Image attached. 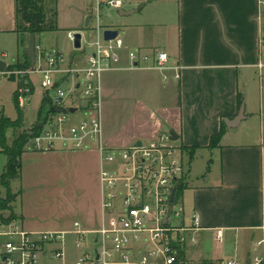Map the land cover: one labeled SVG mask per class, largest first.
I'll use <instances>...</instances> for the list:
<instances>
[{
  "label": "crops",
  "instance_id": "0c3cea01",
  "mask_svg": "<svg viewBox=\"0 0 264 264\" xmlns=\"http://www.w3.org/2000/svg\"><path fill=\"white\" fill-rule=\"evenodd\" d=\"M101 1L105 4L108 0ZM124 1L126 11L143 7L138 12L144 14L149 8L161 7L163 14L158 20L142 22L133 19L134 14L121 17L119 11L109 10L119 19L109 17L107 24L97 21L94 27L93 5L91 14L88 11L68 28L58 26L56 32L67 36L101 26L120 35L124 30L120 37L125 49L118 69L102 77L105 141L111 147H128L161 132L175 131L186 149L188 176H192L198 156L207 157V175L198 179L193 174L182 195L188 213H197L203 227L199 243L187 249L185 264H253L254 257L263 252L256 249L255 242L264 237V68L258 67L264 63V49H259L264 34L261 0ZM173 6L177 17L167 22L165 8ZM7 38H13L16 55L1 50ZM70 46L69 59L85 60L82 50ZM26 47L16 33V0H0V59L7 69L25 62ZM53 48L63 51L66 46L45 49ZM137 49L168 53L169 66L182 68L181 79L175 80L172 70L166 82L156 70L132 69L128 53ZM13 82L14 96L24 81L16 78ZM42 98L43 103L45 96ZM111 104L128 111L127 122L112 128L106 123L105 107ZM24 111L26 118L30 107ZM223 126L220 144L211 147L212 138ZM0 153L5 154L1 147ZM20 223L24 227V217Z\"/></svg>",
  "mask_w": 264,
  "mask_h": 264
},
{
  "label": "built area",
  "instance_id": "2783aa9c",
  "mask_svg": "<svg viewBox=\"0 0 264 264\" xmlns=\"http://www.w3.org/2000/svg\"><path fill=\"white\" fill-rule=\"evenodd\" d=\"M103 5L120 11L126 3L108 0L103 4L96 0L93 18L95 15L97 21L102 17ZM261 7L264 15V0ZM93 31V42L79 31L85 60H71L57 48L47 50L37 44L35 68L15 76L29 78L17 91L21 109L30 107L33 76L39 78L43 95L50 100L51 111L40 123L41 130H35L38 121L24 130L27 149L38 153H99L100 226L86 229L75 222L72 230L29 232L20 221H0V238L5 239L1 264H185L187 249L199 243L201 219L197 213H188L179 197L188 164L182 146L172 140L170 132L128 147H111L105 141L102 77L118 69L125 44L120 35L105 41L101 26ZM75 33L67 34L72 44ZM259 49H264V34L259 38ZM128 57L132 69L156 70L166 82L172 70L174 79H181L182 68L169 66L168 53L160 49H137ZM258 67L263 69L264 63ZM59 108H76L77 112L61 113ZM261 230L264 233V225ZM70 246L78 251L73 261L69 260ZM255 247L263 252L254 257L253 264H264V237L255 242Z\"/></svg>",
  "mask_w": 264,
  "mask_h": 264
},
{
  "label": "rangeland",
  "instance_id": "374dc122",
  "mask_svg": "<svg viewBox=\"0 0 264 264\" xmlns=\"http://www.w3.org/2000/svg\"><path fill=\"white\" fill-rule=\"evenodd\" d=\"M95 3V0H57V23L59 28L72 26L82 17H86L88 11L91 14V7L95 6ZM53 8V0H47L46 13L49 21L52 19L51 11ZM163 10L161 7L149 8L144 14L137 12L132 18L142 22H144V19L145 21L158 20V15L163 14ZM164 12L167 22L177 17L175 6L165 8ZM101 14L100 25L101 23L102 25L107 24L111 20L109 17L119 19L116 12H110L106 6L102 7ZM162 17L163 15L160 18ZM93 19L92 26L95 27L98 24L95 15ZM94 27H91L90 31H83L85 32L84 38L91 42L96 38L93 31ZM123 32L122 28L120 31L121 37H123ZM28 37L25 45H27ZM37 44L43 48L66 46V49H62L63 52L68 58L72 55L67 51V49H71L72 52L70 46L72 43L67 39L64 32L60 34L48 32L39 35ZM2 45L1 50L2 48L9 50V52L16 55L17 50L13 46V38H7L2 42ZM6 47L8 48L6 49ZM7 61L10 62L9 59ZM6 72L11 73V75H0V116L14 120L18 118L13 96L16 84L7 77H15V73L23 71L6 69ZM32 80L35 82L36 87L30 98V113L24 119L19 130L14 131L11 129L8 131V143L19 137L24 130L38 120L37 116L43 99V90L37 76H33ZM105 109V120L111 128L115 124L127 122L131 116L126 109L120 108V106L114 108L111 104V107L107 108L106 106ZM176 144L180 145L179 142ZM23 151L19 176L10 181L8 189L0 184V221H21L24 217V227L29 232L72 230L75 222H80L86 229L96 228L97 224L101 222L102 216V194L99 181L101 158L99 153L95 151L38 153L29 148H25ZM184 154L186 155L185 152ZM6 165L7 156L0 153V176L4 173ZM209 169L210 164L207 162V157L205 158L204 155L198 156L193 166L192 176L187 175L186 177V184L194 176L202 179V176L207 175ZM182 195L179 193L183 203ZM4 242L5 239L0 238V252ZM77 256L78 251L70 246L69 260L73 261Z\"/></svg>",
  "mask_w": 264,
  "mask_h": 264
},
{
  "label": "trees",
  "instance_id": "16d2710c",
  "mask_svg": "<svg viewBox=\"0 0 264 264\" xmlns=\"http://www.w3.org/2000/svg\"><path fill=\"white\" fill-rule=\"evenodd\" d=\"M47 0H16V33L21 38V44L25 46L27 36L34 34L36 37L48 32L59 31L57 23V0H53L52 19H47L46 13ZM8 70L12 71H28L31 70V62L28 56L25 55V62L10 66ZM19 78L22 81L27 82V76L11 77V81H15ZM19 83V87L22 86ZM32 93H34L35 87L31 85ZM14 104L18 113L17 120H12L5 116H0V147L3 148V152L8 157V164L5 173L1 176V184L5 188H9L10 181L16 179L19 176L21 169V157L24 153L23 149L26 148L28 135L23 131L19 137L14 139L11 146H8L7 133L9 130H19L25 119V111L20 108L18 102V92L14 95ZM50 103L48 99L44 98L41 108L38 114V123L35 126V130L39 132L41 130L40 123L45 122L50 113ZM41 113V114H40ZM224 134V126L221 133L214 136L211 141V147H216L220 144L221 137ZM186 153V149L183 148ZM193 152L190 151L189 156L192 158ZM185 190V184L180 188L179 193L182 195Z\"/></svg>",
  "mask_w": 264,
  "mask_h": 264
},
{
  "label": "water",
  "instance_id": "95a60500",
  "mask_svg": "<svg viewBox=\"0 0 264 264\" xmlns=\"http://www.w3.org/2000/svg\"><path fill=\"white\" fill-rule=\"evenodd\" d=\"M143 7H140L139 10H142ZM139 10H129L126 11L124 9L119 11V15L121 17H128L131 16L135 13H137ZM91 16L87 19V23H86V27L89 26V21L91 20ZM104 35V39L105 41H111L116 39L119 36V32L117 30H111V29H106L103 33ZM36 47H37V37L32 34L29 37V40L27 42V47L25 48V55L29 57L30 62H31V69H34L36 66ZM73 47L75 50H82V34L80 32H76L74 34V43H73ZM7 69V63H5L4 61H2L0 59V73L6 71ZM244 108V107H243ZM59 112L61 113H75L77 112L76 108H71L70 110L64 109V108H59L58 109ZM171 138L173 141H178L179 140V136L177 135V133L175 131H171L170 132ZM140 145V143H138ZM174 199V195L172 197V201Z\"/></svg>",
  "mask_w": 264,
  "mask_h": 264
}]
</instances>
